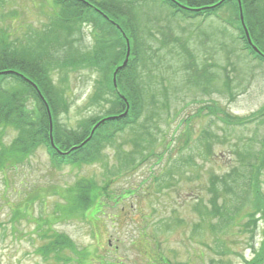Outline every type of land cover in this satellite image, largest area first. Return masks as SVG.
I'll return each mask as SVG.
<instances>
[{"label":"rangeland","instance_id":"obj_1","mask_svg":"<svg viewBox=\"0 0 264 264\" xmlns=\"http://www.w3.org/2000/svg\"><path fill=\"white\" fill-rule=\"evenodd\" d=\"M127 1L144 22L141 39L129 41L145 88L143 114L133 128L101 142L91 162L54 167L42 146L16 159L0 157V264H97L102 256L110 264H149L146 258L156 256L162 264H243L263 239V221L255 214L261 205L240 182L249 174L245 162H252L264 198V119L235 126L223 120L264 110V64L238 49L243 43L225 21L187 19L159 0ZM56 6L54 0H0V38L39 46L43 54L53 46L52 59L91 53L93 33L101 28L94 31L88 21L41 47L45 38L38 35L55 30L49 25ZM226 7L220 14L233 20V8ZM109 23L104 41L115 54L124 39ZM112 73L77 61L54 71L51 79L66 101L55 125L77 130L114 112ZM0 130L1 145L11 143L16 130ZM217 179L235 181L219 182L211 192ZM80 180L93 187L95 200L85 206L75 196ZM137 185L124 199L113 194ZM50 235L67 239L61 254L69 261L43 251Z\"/></svg>","mask_w":264,"mask_h":264},{"label":"trees","instance_id":"obj_2","mask_svg":"<svg viewBox=\"0 0 264 264\" xmlns=\"http://www.w3.org/2000/svg\"><path fill=\"white\" fill-rule=\"evenodd\" d=\"M165 1L175 8L174 10L176 13L179 12L191 16L214 15L222 7H225L226 4L229 5V8H233V13L237 12V3L235 0H225L222 2L221 6L218 5L211 8H206L205 6L212 4L215 0H177L186 7L181 9L176 4L171 3V1ZM260 1L261 0H243L242 6L245 22L252 41L264 52V6ZM54 2L57 5L56 8H58V13L55 16L53 24L49 25V27L51 28L52 25H54L55 30H50V32H47V35L43 33L45 35L41 37L38 35L39 38H45V43L41 44L42 48L46 49L47 46L49 47L51 44L57 42L56 40L67 32L78 31L79 27L84 24V21L94 24V31L96 27L101 28V31L100 33L98 31L93 33L97 46L91 53H79L78 56L73 58L59 55L52 59L51 48L53 46L49 47V52L43 54L36 52L39 46L32 50L25 48L23 44L18 45L12 42L13 45H10L5 39L2 40L0 38V125L3 127L10 126L18 132L10 145L16 152V155L21 152H28L30 148L32 149L35 145L45 144L49 146V123L44 103L37 96L35 89L25 80V77L36 84L50 107L53 119L54 143L62 150H69L72 145L80 144L86 139L89 135V126L94 125L103 116L97 119H90L88 123L77 130H66L56 126L54 123L55 115L65 108L66 101L62 97L64 89L62 87H59V89L56 84H53L51 75H53L54 71L64 72L68 68L72 69L76 61L92 63L105 71H113L116 64L123 59L125 51L123 42L121 41L115 54H110V50H108L107 44L110 49L112 45L104 41L107 39V36H109L106 35L104 27L107 23L110 24V19L118 21L117 23L120 24L129 39L131 38L133 41H137L139 38L141 39L142 35L140 34V26L144 24V22L142 23L138 15L137 7L131 4L130 1L54 0ZM195 8H199L198 11H195ZM112 33H117V30L113 26ZM100 34L105 36L102 37ZM147 34L152 38H156V35L151 31ZM161 41L165 43L166 39L164 38ZM257 57L259 58V56ZM137 61L138 54L134 48L131 50L126 66L120 69L116 76L117 84L121 91L128 95L131 100V107L127 117L123 120H109L101 123L87 142L75 150L69 151L64 156L53 152L54 159L58 163L74 164L80 160H90L95 155L102 141L112 137L116 130H119L121 126H123L122 124L131 122L140 115L142 109L140 90H142V87L138 86L136 79L135 71ZM5 70L13 71L5 74ZM17 72L18 74H16ZM30 98L31 100L28 101ZM116 103L115 107H111L114 109V112L106 113L104 116L123 111V103L119 99H116ZM263 111L252 113L249 117H244L240 120L233 118L229 119L228 116L226 118L230 124L237 122L248 123L257 120V115L262 116L261 120H263ZM237 118L239 119V117ZM0 132H2V130H0ZM9 150L11 151L10 148ZM17 157L19 156H15V158ZM222 180L230 182V179ZM259 183L260 179H243L242 182V189H245V192L250 193L253 197L258 199L257 202L261 205V208H258L255 214H260V218L263 221V239L259 247L253 249L254 253L252 258L243 260V264H264V198L261 197ZM85 187L86 184H83L81 180L78 181L76 188L78 189L77 198L80 202H87L92 199V195H89V190L92 185L89 184L86 188ZM101 193L99 198H104L105 194L102 191ZM68 243L69 242L64 236L61 237L56 235L52 237L45 248L47 252L55 251L54 253L58 254L59 250L67 246ZM154 260L155 264L156 262L162 264L159 256L154 257ZM149 264H153V259L149 261Z\"/></svg>","mask_w":264,"mask_h":264},{"label":"water","instance_id":"obj_3","mask_svg":"<svg viewBox=\"0 0 264 264\" xmlns=\"http://www.w3.org/2000/svg\"><path fill=\"white\" fill-rule=\"evenodd\" d=\"M240 18L242 19V15H241V13H240ZM128 53H129V47H128V45H127L126 58H125L123 64H125V61L127 60V55H128ZM96 126H97V124L95 125V127H96Z\"/></svg>","mask_w":264,"mask_h":264}]
</instances>
